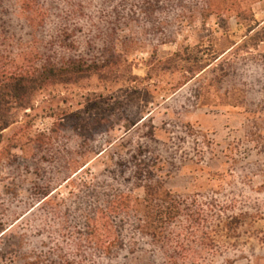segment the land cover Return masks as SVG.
Returning a JSON list of instances; mask_svg holds the SVG:
<instances>
[{
  "label": "rangeland",
  "instance_id": "1",
  "mask_svg": "<svg viewBox=\"0 0 264 264\" xmlns=\"http://www.w3.org/2000/svg\"><path fill=\"white\" fill-rule=\"evenodd\" d=\"M256 25L264 0H0V70L83 69L7 114L0 264H264ZM140 165L180 207L155 238Z\"/></svg>",
  "mask_w": 264,
  "mask_h": 264
},
{
  "label": "trees",
  "instance_id": "2",
  "mask_svg": "<svg viewBox=\"0 0 264 264\" xmlns=\"http://www.w3.org/2000/svg\"><path fill=\"white\" fill-rule=\"evenodd\" d=\"M216 7H218V5H216ZM257 27L258 25L251 26L249 29L250 32H253V35H251L250 38L255 41L254 46L258 44L259 41H264V25L260 27V29H257ZM219 56L220 54H213L209 61L205 63L197 72H201L206 66L217 60ZM71 64L72 66L67 67L51 65L49 68L43 67L39 70H0V131L8 128L10 124L13 123L7 117L8 112L12 109L20 108L25 110L27 107H31L30 101L33 93L42 89L44 84H48L56 80H59L60 82L66 81L69 74L83 71L79 65L76 66L73 62ZM138 120L140 121L141 118L133 121L131 125L136 124ZM39 136L44 135L40 134ZM27 139L28 142L33 141L31 137ZM137 168L138 169L134 173L136 179L140 180V183L138 182V187H142L144 189L145 197L143 199V203L146 218L138 219L137 229L138 231H143L146 235L155 238L158 234L157 230H164L166 225L169 224L173 218H175L180 209L179 203L176 202L174 198L172 199V196L163 189L161 184L151 181L141 183V180L145 178V172L141 165ZM127 198L128 197L126 196L125 199ZM166 199L170 200V202ZM108 246L109 245L105 246L104 242V248H108ZM25 264L37 263L32 262Z\"/></svg>",
  "mask_w": 264,
  "mask_h": 264
}]
</instances>
